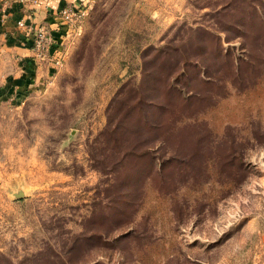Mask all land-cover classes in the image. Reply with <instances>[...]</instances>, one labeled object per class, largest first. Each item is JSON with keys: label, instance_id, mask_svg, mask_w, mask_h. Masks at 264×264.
I'll return each instance as SVG.
<instances>
[{"label": "rangeland", "instance_id": "374dc122", "mask_svg": "<svg viewBox=\"0 0 264 264\" xmlns=\"http://www.w3.org/2000/svg\"><path fill=\"white\" fill-rule=\"evenodd\" d=\"M218 2L86 0L56 56L48 27L27 25L35 58L57 68L41 88L21 89L0 61V254L11 264L48 248L67 260L66 246L84 230L85 255L69 264H264V72L245 88L229 85L227 96L198 111L212 136L231 132L242 144L243 176L182 184V212L147 178L141 205L132 219L130 212L110 223V237L98 205L88 221L106 179L91 166L89 150L113 99L127 82L150 84L152 49L178 45L185 28H216L211 11ZM39 27L49 45L45 60L34 49ZM221 34L223 52L240 56V41ZM19 191L24 197L15 196Z\"/></svg>", "mask_w": 264, "mask_h": 264}, {"label": "trees", "instance_id": "16d2710c", "mask_svg": "<svg viewBox=\"0 0 264 264\" xmlns=\"http://www.w3.org/2000/svg\"><path fill=\"white\" fill-rule=\"evenodd\" d=\"M211 14L216 28H185L188 34L178 45L171 40L152 49L150 84L130 81L121 87L98 143L90 147L91 166L106 179L98 193H103L102 201L94 204L88 221H93L98 205L106 237L114 232L109 225L120 214L127 217L131 212L132 219L147 178L158 192L171 197L174 210L182 212V184H197L212 174L235 179L244 175L242 144L231 132L212 136L198 111L227 96L229 85L245 88L264 72V0H219ZM223 31L240 41L243 52L237 58L230 49L223 52ZM86 232L72 236L64 252L67 260L48 248L17 264H69L85 255ZM0 264L11 262L0 254Z\"/></svg>", "mask_w": 264, "mask_h": 264}, {"label": "crops", "instance_id": "0c3cea01", "mask_svg": "<svg viewBox=\"0 0 264 264\" xmlns=\"http://www.w3.org/2000/svg\"><path fill=\"white\" fill-rule=\"evenodd\" d=\"M85 1L20 0L8 7L0 4V11H3L4 19L8 21L4 27H0V43L3 45L0 48V61L6 74L11 75L10 82L21 89L41 88L44 76L49 77L57 68L51 61L39 62L35 58L30 31L26 35L25 31H18L16 21L24 20L27 25H46L52 34L56 56V51L65 38V31L69 28L61 11L65 7L81 8ZM3 13H0V19Z\"/></svg>", "mask_w": 264, "mask_h": 264}, {"label": "built area", "instance_id": "2783aa9c", "mask_svg": "<svg viewBox=\"0 0 264 264\" xmlns=\"http://www.w3.org/2000/svg\"><path fill=\"white\" fill-rule=\"evenodd\" d=\"M84 15L82 8H65L61 11V16L69 24L70 22H77ZM17 27L22 30H28V26L24 20H20L17 23ZM37 34V39L34 42V49L37 52V57L41 60H45L49 53V45L47 43V35H45L44 27H39L35 29ZM57 63H60L57 60Z\"/></svg>", "mask_w": 264, "mask_h": 264}, {"label": "water", "instance_id": "95a60500", "mask_svg": "<svg viewBox=\"0 0 264 264\" xmlns=\"http://www.w3.org/2000/svg\"><path fill=\"white\" fill-rule=\"evenodd\" d=\"M15 196H16L17 198H22V197H24V193H23L22 191H19V192H17V193L15 194Z\"/></svg>", "mask_w": 264, "mask_h": 264}]
</instances>
